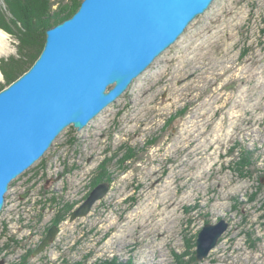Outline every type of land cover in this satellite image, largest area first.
<instances>
[{
  "label": "rangeland",
  "instance_id": "1",
  "mask_svg": "<svg viewBox=\"0 0 264 264\" xmlns=\"http://www.w3.org/2000/svg\"><path fill=\"white\" fill-rule=\"evenodd\" d=\"M51 1L53 15L75 0ZM0 7L7 13L5 0ZM0 30L10 43L0 62L20 59L19 41ZM185 107V117L165 126ZM123 147L138 149V158L126 169L125 152L109 163L107 196L85 218L61 223L29 264H177L176 255L196 254L203 227L220 220L229 227L217 247L191 264H264V0H216L117 102L83 130L68 127L14 180L0 214V264H20L36 250L53 226V199L77 209L98 167ZM242 151L251 175L235 165Z\"/></svg>",
  "mask_w": 264,
  "mask_h": 264
},
{
  "label": "water",
  "instance_id": "2",
  "mask_svg": "<svg viewBox=\"0 0 264 264\" xmlns=\"http://www.w3.org/2000/svg\"><path fill=\"white\" fill-rule=\"evenodd\" d=\"M215 1L83 0L72 17L48 29L34 64L0 91V214L14 180L68 127L83 130L117 102ZM110 187L97 185L70 221L88 216ZM228 227L226 220L203 227L197 261L209 257ZM58 233L53 225L34 256Z\"/></svg>",
  "mask_w": 264,
  "mask_h": 264
},
{
  "label": "trees",
  "instance_id": "3",
  "mask_svg": "<svg viewBox=\"0 0 264 264\" xmlns=\"http://www.w3.org/2000/svg\"><path fill=\"white\" fill-rule=\"evenodd\" d=\"M81 1H72L61 6V8L51 15L50 11L53 9L54 2L51 0H5L7 13L0 7V28L14 36L18 41V53L20 59L12 57L9 60H1L0 70L3 72L7 85L18 79L24 72H26L37 60L44 48V41L39 43V37L43 35L46 38V32L51 27L63 22L64 20L72 17L79 9ZM39 40V41H38ZM31 65V66H30ZM4 89L0 87V91ZM188 107L180 110V113L172 115L167 121L165 126L171 125L178 116L182 118L186 116ZM153 144L156 143V139L150 140ZM120 153L115 157L106 159L99 167L97 176L91 182L92 190L99 184L104 182H113V176L108 172L109 163L113 162L115 158L121 156L119 159L120 167L126 169L127 163L136 160L138 157V149L132 147H123ZM235 150V149H234ZM233 153V152H232ZM242 175L247 172L252 174L250 170L252 165L251 155L247 151H242L239 161L235 164ZM56 203L57 213L53 219V225L60 226L61 223L70 219L72 212L75 209L74 204L62 203L57 198L53 199ZM190 246V244H189ZM35 250L26 252L20 264H29ZM195 255L191 257L189 261H184V257H189V254L180 256L176 255L177 264H191L196 263ZM80 264V263H79ZM93 264H134L133 260L129 262H123L119 257H113L111 259L99 260Z\"/></svg>",
  "mask_w": 264,
  "mask_h": 264
},
{
  "label": "bare ground",
  "instance_id": "4",
  "mask_svg": "<svg viewBox=\"0 0 264 264\" xmlns=\"http://www.w3.org/2000/svg\"><path fill=\"white\" fill-rule=\"evenodd\" d=\"M9 46H10L9 36L4 31L0 30V57L6 56L10 53ZM1 76H2V74L0 72V77ZM105 110H103V111H105Z\"/></svg>",
  "mask_w": 264,
  "mask_h": 264
}]
</instances>
